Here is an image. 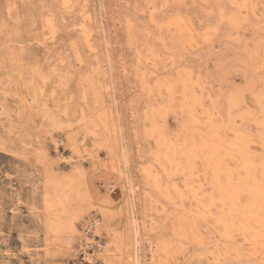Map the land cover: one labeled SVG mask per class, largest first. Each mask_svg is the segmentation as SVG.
I'll return each mask as SVG.
<instances>
[{
  "label": "rangeland",
  "instance_id": "1",
  "mask_svg": "<svg viewBox=\"0 0 264 264\" xmlns=\"http://www.w3.org/2000/svg\"><path fill=\"white\" fill-rule=\"evenodd\" d=\"M85 251L264 264V0H0V264Z\"/></svg>",
  "mask_w": 264,
  "mask_h": 264
},
{
  "label": "bare ground",
  "instance_id": "2",
  "mask_svg": "<svg viewBox=\"0 0 264 264\" xmlns=\"http://www.w3.org/2000/svg\"><path fill=\"white\" fill-rule=\"evenodd\" d=\"M84 224H85L84 246L89 248L90 246L97 244V238L101 235V231L103 227H102V223L97 219V217H95L92 214H88L86 219H84ZM89 254H87V251L84 252L85 259L89 261L90 264L91 263L94 264V259H92L91 255Z\"/></svg>",
  "mask_w": 264,
  "mask_h": 264
}]
</instances>
